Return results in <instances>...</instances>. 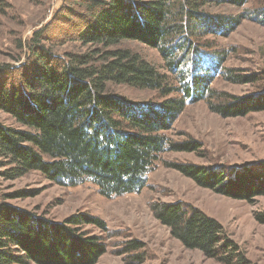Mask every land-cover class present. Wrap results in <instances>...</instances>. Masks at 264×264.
Wrapping results in <instances>:
<instances>
[{
    "label": "trees",
    "instance_id": "16d2710c",
    "mask_svg": "<svg viewBox=\"0 0 264 264\" xmlns=\"http://www.w3.org/2000/svg\"><path fill=\"white\" fill-rule=\"evenodd\" d=\"M245 3L86 0V20L77 34L86 51L61 57L41 45V33H36L28 48L34 62L28 74L20 76L16 86L0 84V112L17 123L15 128L0 123V177L13 181L38 172L62 187L90 183L106 198L137 194L146 188L164 152L200 149L194 140L172 142L165 135L186 102L206 98L210 111L224 118L264 112V89L234 96L210 87L211 74L224 60L213 66L208 45L200 42L208 34L227 36L244 20L264 25V12L259 10L234 17L206 11L219 5L241 8ZM124 41L155 49L176 75V86L138 54L119 48ZM12 70L4 67L0 72ZM223 76L233 84L257 81L255 75L239 76L232 70ZM112 85L155 92L161 102L132 103L112 94ZM162 164L197 187L229 199L252 203L264 196V160L234 167ZM13 196L26 197L24 192ZM8 198L0 195V264H97L106 253L101 236L80 229L87 225L106 233L101 219L83 213L53 222L8 205ZM150 211L184 249L199 251L219 264H251L222 225L198 208L182 202L153 203ZM254 219L264 225V212L255 213ZM141 249L139 242L130 241L117 255ZM132 257L129 264L142 263Z\"/></svg>",
    "mask_w": 264,
    "mask_h": 264
},
{
    "label": "rangeland",
    "instance_id": "374dc122",
    "mask_svg": "<svg viewBox=\"0 0 264 264\" xmlns=\"http://www.w3.org/2000/svg\"><path fill=\"white\" fill-rule=\"evenodd\" d=\"M85 6L86 0H2L0 69L11 67L13 70L0 72V84L16 86L18 78L28 74L34 64L28 57V48L38 32L41 45L57 56L85 52L86 47L77 41L86 20ZM253 10L264 12V0H246L241 8L219 5L206 11L211 15L234 17ZM200 42L208 45L206 53L216 61H211L213 66L219 59L224 60L218 72L211 74L210 87L214 91L244 96L264 89V25L244 20L227 36L208 34ZM118 47L138 54L165 75L170 85L176 86V75L169 71L155 49L132 41L121 42ZM209 61L206 59L205 67L210 65ZM225 70L239 76L255 75L257 81L233 84L223 76ZM110 92L137 104L161 102L155 92L126 85H112ZM205 99L196 104L186 102L184 111L165 132L172 142L194 140L200 149L196 153L164 152L140 193L106 198L90 183L62 187L47 181L38 172H30L13 181L0 177V195L9 197L8 205L53 222L60 223L83 213L101 219L108 228L106 233L87 225L80 227L86 233L101 236L106 244L107 251L97 264H129L132 256L141 258V264H219L204 258L199 251L184 249L153 217L150 211L153 203L174 202L198 208L217 220L251 264H264V225L254 219L255 213L264 212V196L256 197L252 203L229 199L197 187L190 179L162 164L234 167L264 160V112L224 118L210 111ZM0 123L17 127L14 119L3 112H0ZM19 192H24L26 197L13 196ZM130 241L139 242L142 249L118 256Z\"/></svg>",
    "mask_w": 264,
    "mask_h": 264
}]
</instances>
